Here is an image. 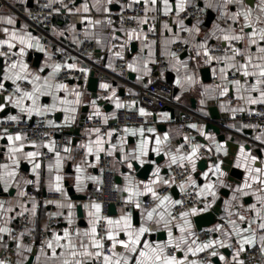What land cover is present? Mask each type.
Here are the masks:
<instances>
[{
    "label": "crops",
    "instance_id": "crops-1",
    "mask_svg": "<svg viewBox=\"0 0 264 264\" xmlns=\"http://www.w3.org/2000/svg\"><path fill=\"white\" fill-rule=\"evenodd\" d=\"M5 1L7 5L0 1V17L11 16L15 21V24L8 25L5 22L0 21V29L9 27L10 29L15 28L17 31L30 32L32 36L39 39L40 44L44 48L43 52L39 51L36 48L28 50L25 60L28 63L30 70L38 71L41 66H44L46 64L52 65L58 63L53 59V54L55 51L67 53L70 55V60L68 63H75L77 66L76 69L70 71H79L80 68L88 69L87 80L82 85L78 82L64 83L68 85L69 91L75 88L76 90L81 92L80 104L77 106L75 120L65 123L64 112L59 110L50 112L46 116H50L52 118L51 121H54L55 125L67 128L68 132H70L71 130H76L83 119L89 118L90 116H95L93 115V113L97 108L101 113L99 117H101L104 122L105 117H107V123L113 124L117 111L121 109L116 107L117 99L121 104L124 105V107L122 108H129L138 112L139 114V109L142 107L136 102L131 101L130 99L134 96H137L140 92V89L146 86L149 77L156 72L157 61L160 57H164L167 60V70L162 75V77L165 81H167V75H171V77L173 78L172 85L175 88V94L174 106L168 107L174 110V119L172 118V113L168 108L161 111L156 116H153L151 113L146 111L147 113H149V115H140L146 122L145 126L127 127L128 129H145L144 138H147L149 140V144L147 146V155L141 157L143 163H141L140 160L131 161L132 164L138 163L141 167H143L145 164H153V170L151 171L149 177L145 180L138 178L133 168L128 169V160L124 159L125 156L130 158L133 154H139L138 145L141 142V136L138 132L136 135H132L130 132H124L122 136L112 135V137L109 138L107 135L102 134L100 131V135L104 137L106 143L104 145L105 151L100 153L99 161L95 159V154L89 155L86 152V149L81 147V145L87 144L89 140L96 139V133L92 131V129L95 128L82 127L80 129V135L78 138H74L72 136L71 143L67 147L70 149L69 152H65L64 150H62L56 142L54 144L55 150L53 152H50L46 147L42 146L47 143L37 144L41 146L33 148L31 144H27L26 141H24L25 152L38 151L40 153V155L35 158V162L40 164V168L37 169L36 172H33L32 163H29L28 160L21 158L16 182L19 187L14 184L9 188L8 192L3 191L4 195H0V201L4 202V207L2 210H0V227L9 229L8 232H0V259L4 260V251L2 245L8 244L13 257L9 262H6V264H18V262L19 264H26L32 255H34L33 264H62L64 259L71 260L72 258L67 256L66 250L60 248H56L57 255L56 257H52L51 249L47 248V243L42 247L38 244L29 245L22 239L17 242H9L10 236L13 232V228L17 220L22 215L28 212L32 215L33 218L32 227L36 230H39L45 227L46 222L50 218L54 217L59 219L61 222V230L57 234L62 236L63 230L65 228H69V230L73 233L72 239L75 243L79 244L80 241L88 243V238L83 236V232L85 230H88L91 225L89 224L90 218L88 216V210L85 209L83 205L93 202L88 199V194L91 192V190H93L100 184H96L91 180L85 179L82 183V190L78 191L76 187L75 177L80 173H77L76 171L77 166H80L84 169L82 175L97 176L102 181V173L99 168L100 161L104 156L110 157L111 167L115 173L117 189H119L118 191L123 202L124 197L127 195V193L122 191V189L127 184L125 176H131L134 183H148L150 180L155 178L154 172L156 168H159L160 177L171 181L170 168L177 165L171 164V154L176 153V149L185 142L183 140V137H179L176 134L178 124L181 122L182 116L184 114L192 115L194 117V122L191 124H196L198 128H189L196 135L198 143L203 145L198 153L199 158L196 161V171L193 172L192 175V178L196 181L197 185L202 187L204 183L208 182L204 179L203 173L208 171L209 167L218 159L213 141L207 138L213 137L216 142H219L218 137L211 131L207 132L205 127L206 120L209 118L208 109L210 107H215L217 108L219 115L225 121V126L233 130L235 133L234 136L232 134L225 133L227 141L235 137V146H233L231 149L227 148V156L223 155L222 153L219 154V159L223 160L222 167L227 172V176L224 178L225 183L231 185V187H221L220 185H217V196L214 202L212 200V197L210 196L207 198L199 196V188L196 187L197 197L202 202V207L200 209H202L206 203H210L211 207L207 211H201L198 214L189 216L187 218L191 221L192 225L190 230L192 233L191 235H189L188 233L182 234L179 231V228L175 227L176 224L183 223L178 214L176 216V219L172 221L173 238L178 239L181 235H184L187 240V245H182L184 251L176 250L175 255L180 259L184 258V254L187 251L188 246L195 248L197 245L205 243L209 240H223L225 244L230 243L233 245L232 247L221 248L219 247V245H216L214 249L218 252V254L225 256L226 260L230 264L231 257L236 249V237L234 235L231 237L225 236V232L231 231V226L229 225L228 221L230 219L236 220L239 224L240 222L235 215L236 213L243 214L249 219H253L255 218V213L254 211L249 210V206L252 204H256V206L259 208L260 205L256 201L255 195L241 197L239 196V194H237L238 199L235 201L232 200V189L235 188L237 184L228 181V170L235 169L241 172L242 180L240 181V183H242L245 175L244 171L243 169H238L235 167V159L239 154V146L241 144L245 146L246 150H251L252 154L258 156L260 160H264V144H261L260 141L255 139V137L257 136H264V132H259L256 129L248 127L236 120V117L238 115L251 112L259 106H264V104H249L247 102V97L249 95H252L253 97L258 96V93H249L247 91H244L243 87L239 92H237L236 86L231 83V81H233V78H236L235 80H240L242 86H247L254 83L255 78H244L241 76V74L235 73L234 70L229 69L226 72L227 79H221L220 68L225 67V62L222 59L219 61L213 59L210 62H206V58L203 55V49L199 47L200 44H205L206 47L210 50V54L218 47L221 49H230L229 45L226 42L222 41L221 39H217V37L221 36L222 34L218 30L214 29L213 25H219L220 28L226 29L231 24V21L219 19L218 17L220 14L218 11L206 9L204 10L206 13L205 19L198 25L197 23L183 20L185 27L191 28L193 27V25H197L200 28V32L198 35L195 33L190 35L186 31H184L179 24L181 16L185 12L177 15L176 12L173 11L170 14H175L177 17L167 22L161 23L155 32L154 39L148 38L150 29L146 24L141 23V21L145 19L141 18L139 20L138 26L134 29L136 30V33L139 34L140 39L133 38L129 40L127 34L132 30H125L119 27L117 24L118 13L121 10L139 4L143 6L144 9L147 8V11H145L149 13H162V11H153V6H145L142 2L136 3L135 0H111L110 4L107 3V0H100L99 4H97V0H78L75 4L66 6L61 11V13L58 14L55 20L54 27L50 31V37L44 39L41 33L34 32L30 28L28 22L21 18L18 14V12L26 13L28 10L33 8L40 0ZM49 1L53 3H64L66 0ZM207 2L208 0H202L201 7L204 8L205 3ZM213 2L215 3V0H213ZM255 2H258V0H255ZM84 4H87L89 7V11L87 13L83 11L82 6ZM155 7L162 8V4H160L159 0L158 4ZM77 8H79L80 11H77ZM105 8H107L108 11H105ZM208 14L213 15V19L211 21H207ZM74 18H79V22H74ZM88 20L93 21V23L89 24ZM95 21H100V23L96 24L94 23ZM109 21H111V23H109ZM165 24L168 25V28H170L171 31L164 27ZM232 26L236 27V25ZM214 31L215 35H212ZM79 35H83L84 38L93 42L97 48L95 54L90 57L88 62L81 60L77 55L79 48ZM0 38H4V34L2 31H0ZM97 41H99V43ZM185 41H187V43H185ZM33 43H35V41H33ZM118 43H121L123 45V47L120 48V56H117L115 52V47ZM179 44L184 45L186 50L181 55L176 54V56L173 57L171 53L175 52L174 48ZM133 45L135 46L134 52L132 51ZM232 46L243 47V45L236 43H234ZM251 51L255 54L256 50L254 46L252 47ZM197 52H200V55H197ZM35 54H41L42 58H36ZM224 56L225 55H214L213 57L222 58ZM120 59H125L127 61V67L129 63L135 62L138 70L133 72L128 68V73L126 75L121 74L116 69L117 62ZM178 60L185 62L187 64V67L185 68L183 64L178 62ZM236 61L240 62L241 57H236ZM145 63L147 67H144ZM4 67L5 64H3L2 70L4 69ZM204 68H209L210 70L211 81L209 82H205L203 79L201 70ZM91 71H95V77L99 79L98 95L102 96V100L108 103L109 106H111V109L108 111H106L98 104H96L95 107H93V105L91 104V101L93 100L92 94L87 90V82ZM49 72H51V68L46 67L45 71L41 73V75H47ZM59 74H57L55 77V81L57 83H61L57 80ZM129 75L134 76V81L124 82L125 79H128ZM186 76H192L193 82H188L185 79ZM178 78L180 79L179 85L176 83V80ZM7 83H10L12 85L11 81H6L5 84ZM102 83L109 84L110 88L102 89L100 87ZM114 83H116V85H114ZM224 87H227L229 91L225 95H220V92ZM113 90L115 91V96L112 95ZM120 90H125L124 97L120 96ZM59 95L63 96L64 93L61 92L59 93ZM177 96L179 97V99H176ZM240 96H243L244 99H240ZM69 99H72V97L70 96ZM193 100L195 101L196 109H193L192 107ZM201 101H203V103H201ZM4 103L7 104V101H4ZM26 103L30 102L26 101ZM41 103L51 104L52 99L51 97H42ZM6 108H9L11 110V112L3 117L6 119L9 115H20V118L28 121H32L37 117H40L33 114L29 118L26 114H20L18 109L14 108L11 104H7ZM240 109H243V111H241ZM12 110H15V113L12 112ZM1 113L2 112H0V114ZM148 128L155 129V132L149 133L147 131ZM198 129H202L205 135L202 136ZM245 132H251V134H244ZM164 133L168 134L169 140L159 145V153H157L156 151H154V149L157 148V145L155 144V137L160 136L161 138H163ZM186 136L189 137V141L194 138L193 135ZM3 137H5V133H0V150L4 151L0 154V163H10V161L7 159V144L2 145V141L6 140V138ZM121 137H123L122 145L120 143ZM219 143H224L226 145L225 142ZM110 144L117 145V149L113 152L112 155H108ZM121 146L123 147V152L120 151ZM208 148H212L213 150L208 151ZM202 150H206L209 153L211 159L202 156ZM257 151L261 152V156L258 155ZM56 152H59L61 158V167L59 173H57L55 167ZM180 152L185 151L183 150V148H181ZM46 153H50L52 155L50 160H45ZM151 157H163V160L160 164H156L154 161H150ZM203 159L208 160V167L205 171L199 172V164ZM49 165H52L51 171L49 170ZM57 174L63 176V180L61 183L66 195L57 193L54 190V187L50 188V185H54V178ZM197 174H199L198 177L196 176ZM208 180H215V177H213L211 173H209ZM26 181H32V183H26ZM182 184L184 185V189L190 186L188 181ZM180 185L177 188L181 192ZM167 186L168 185H164L163 183L157 184L156 190L160 194V192H162V190H164ZM174 187L175 186H173V188ZM255 187L256 186L254 185L253 191L255 190ZM1 188L3 190V184H1ZM70 190L74 191L75 196H84L85 200H74L73 196L70 194ZM223 190L229 191V196L227 198H223V196L221 195ZM29 191L36 192L39 195V199L31 200L26 204L22 203L21 197L24 195H18V193H27ZM49 194H57L59 196V199L54 202H49L46 200V196ZM167 195L170 196L172 200H179V196L175 197L172 192ZM220 199H223V203L221 207V214L218 217L217 222L209 228L198 231L194 223V218L198 215L209 212ZM146 201H152L154 203L152 207H155L156 203H158L157 201H154L150 195L142 196L140 197L141 208H135L134 205L126 204L124 202L126 205L125 208H117L116 214H109L108 217L116 219L125 213H131L133 226L139 227L142 223H145L146 209L152 208H146L144 206ZM226 201H228V203H225ZM57 202L64 204L65 206L62 208H58ZM68 203L73 204L74 207L68 208ZM33 204L36 205L35 211L32 210ZM241 205H243V207H241ZM173 206L174 205H171L168 208V211L171 213ZM78 208H81V217L79 216ZM9 209L11 210L9 211ZM158 211H162V209H159ZM69 212L72 213V224L68 223ZM229 213H232V215L230 216ZM156 219L157 218L154 216L153 220L148 221L146 224V226L149 228L151 226H154L157 229L156 232L151 231L150 233L145 234L144 237V239L148 240L153 245L163 244L168 240L167 230L165 229L163 223H156ZM258 223L259 221H257V224ZM218 226L219 231H217ZM246 226V224H241V227ZM253 227L256 228L257 225H253ZM77 229L81 233L80 236L75 235V230ZM259 231L260 230H257L256 247H259ZM162 232L166 235V239L164 241L151 240V235ZM121 238H124L123 234H121ZM48 241H53V244L55 245L54 237H52ZM192 241H196V244H193ZM61 243H66V241H61ZM17 244L20 245L19 248L17 247ZM42 248L43 252H41ZM169 248L166 249V252H168ZM117 250L122 251V249L119 248ZM212 250L213 249L205 250L204 252L198 253L196 256L188 253L187 259L188 261L197 260L198 262H200V264H226V261H221L219 259V256L212 257L211 255V260L205 263L202 260V256L205 253L210 254ZM62 251L65 252L64 256L60 255ZM37 257H39V260H37ZM240 258L245 261V253H241ZM258 264H264V254H262V258Z\"/></svg>",
    "mask_w": 264,
    "mask_h": 264
},
{
    "label": "snow or ice",
    "instance_id": "snow-or-ice-1",
    "mask_svg": "<svg viewBox=\"0 0 264 264\" xmlns=\"http://www.w3.org/2000/svg\"><path fill=\"white\" fill-rule=\"evenodd\" d=\"M136 3H143L145 6L151 5L153 11H162V13L167 16L173 11L177 15L186 12L187 8L192 5V0H159L162 4V8L155 7L158 4V0H135ZM100 3V0H97V4ZM107 3H111V0H107ZM95 6V5H94ZM194 6V5H192ZM66 7V6H65ZM83 11L87 13L89 7L87 4H84ZM206 9H212L219 12V19H224L226 21H231V24L228 28H220L219 25H213L214 29L218 30L222 35L218 36L217 39H221L226 42L231 50L232 55H225L224 57H213L210 54V50L206 47L205 44H200L199 47L203 49V55L206 58V62H210L213 59L223 60L225 62V67L220 68L221 79H227L226 72L231 69L235 73L241 74L242 77L255 78V82L242 86L240 80H233V83L236 86L237 92L244 88V91L249 93L257 92L258 96L253 97L249 95L247 97V102L249 104H264V0H208L205 3L203 9H198L199 11H204ZM80 11L79 8L76 9ZM108 11L107 8L104 9ZM147 11V8L145 9ZM87 19V18H85ZM0 21L5 22L8 25H14L15 21L11 16L0 17ZM148 21L145 18L141 21L142 24H146ZM89 24H92L93 21L88 20ZM94 23L99 24L100 21H95ZM111 23V21H109ZM200 21H197V25ZM181 28L192 35L193 33L199 34L200 28L197 25L188 28L184 26V22L181 19L179 21ZM232 25H236L233 27ZM164 27L171 31L168 28V25L165 24ZM152 29H150L151 31ZM3 32L4 38H0V58L4 59L5 67L3 69L2 75H0V93H7V87L5 85L6 81H11L14 86L13 92L6 96L0 97V112H3L7 104H11L14 108L18 109L20 114H26L29 118L35 114L37 116H46L50 112L62 111L65 113L64 121L68 123L72 120H75V113L77 111V106L80 104L81 92L73 88L69 91L68 85L64 83H57L55 77L60 73L62 69L74 70L76 69L75 63H66L60 64L55 63L52 65H44L39 68L38 71L30 70L28 63L25 60V57L29 49L36 48L39 51L43 52L44 48L40 44L39 39L32 36L30 32L17 31L15 28L4 27L0 29ZM129 40L135 38L140 39L139 34L136 33V30L128 32ZM215 35V31L212 33ZM116 38V37H114ZM35 41V43H33ZM99 43V41H97ZM187 43V41H185ZM234 43L241 44L243 47L232 46ZM255 47V54L251 51L252 47ZM123 47V45H121ZM117 56H120V53H116ZM173 57L176 56V53H171ZM197 55H200V52H197ZM241 57V61L237 62L236 57ZM123 58V57H121ZM135 59V58H134ZM258 61V62H254ZM186 68L187 64L183 61H179ZM46 67L51 68V72L47 75H41L45 71ZM144 67H147L146 63ZM128 68L135 72L137 71V65L135 62L128 64ZM79 71L87 73L88 69L80 68ZM185 79L188 82H193L192 76H186ZM176 83L180 84V79L176 80ZM102 89H109L110 85L107 83H102L100 85ZM229 89L224 87L220 95H225ZM63 92L64 95L61 96L59 93ZM112 95L115 96V91L113 90ZM72 99H69V97ZM42 97H51V104L41 103ZM244 99L243 96L239 97ZM176 99H179L177 96ZM7 101V104L2 102ZM26 101L30 103H26ZM203 103V101H201ZM91 104L93 107L96 106V100H92ZM116 107L122 108L123 104L116 100ZM243 111V109H240ZM235 111V110H233ZM139 114L141 116H147L149 113L146 112L144 108L139 109ZM95 116H100L101 113L97 108L93 113ZM91 119V117H89ZM20 115H9L7 116V121L10 122H19ZM105 122H107V117H105ZM50 126L55 125L54 121H48ZM190 128L197 129L196 124L189 125ZM200 134L205 135L202 129H198ZM96 133L95 140H89L87 144L81 145V147L86 149V152L89 155L95 154V159L100 160V153L105 151L104 145L106 143L103 136L100 135V129H92ZM125 133H131L136 135L137 132L141 136V142L138 145V155L133 154L131 157L125 156L124 159L128 160L127 168L132 169L133 164L132 160H141V157L147 155V146L149 140L144 138L145 129H128L123 130ZM149 133L155 132V129L148 128ZM5 137L7 140V159L10 163H0V184L4 185L3 191L8 192L9 188L16 184L18 176V168L20 165L21 158L28 160L29 163H32V171L36 172L40 168V164L35 162V158L40 155L38 151H28L25 152V143L27 137L19 132L17 133H8V130L4 129ZM106 135L111 138L113 135L112 131L106 133ZM213 141L215 146V152L217 154V161L214 162L208 169V171L203 173V177L206 183L202 187L197 185L196 181L192 178L191 175L188 176L187 181L190 186L198 187V195L204 198L212 197L213 202L216 199L217 185L221 187H231L225 183V177L227 172L223 169V160L219 159V154L225 156L228 155L227 147L224 143L216 142L213 137H207ZM256 140L260 141L261 144H264V136L255 137ZM169 140L167 133H164L163 138L160 136L155 137V144L157 148L154 149L159 153V145ZM183 140L189 142V137L184 136ZM110 143V140H109ZM121 145L123 144V137L120 141ZM55 142L51 141L47 144L42 145L46 147L50 152L55 150ZM31 146L33 148L40 147L35 142H32ZM184 145L181 144L177 149L176 153L171 154V164H177L181 168H184L187 164L190 166V171H196V161L199 158L198 153L203 145L199 143H189V150L187 152H180V149ZM117 149L116 144H110L108 149V155H112L113 152ZM212 148H208V151H212ZM65 152H69V148L64 149ZM120 151L123 152V147H120ZM178 153V154H177ZM56 156V170L59 173L61 167V158L59 152L55 153ZM91 166V165H90ZM235 167L238 169H243L244 178L242 183H239L232 189V200L235 201L239 196H249L255 195L256 201L259 203L260 207L258 208L256 204L249 206L250 211H254L255 218L249 219L247 216L236 213L239 224L236 220H229L228 223L231 226L230 232H225V236L236 237V249L234 254L231 257L230 264H245V261L240 258L241 253L247 252L251 248L257 246V230L264 232V160L256 155H253L251 150H246L245 146L241 144L239 146V154L235 159ZM52 165H49V170L51 171ZM78 174L75 177L77 190H82V183L85 179L91 180L96 184H101L102 181L97 176H84L82 175L84 169L80 166L76 168ZM160 169L156 168L154 172V179L150 180L148 183H134L131 176H125L127 181L126 186L122 189L123 192L127 193L124 197V202L126 204H132L135 208H141L140 197L150 195L154 201H157L155 207L151 209H146V218L145 223H142L139 227H134L132 223L131 213H125L116 219L110 217L101 216L102 205L100 203L92 202L90 204H85L83 207L88 210L89 224L91 227L88 230L83 232V236L88 238V243L80 241L79 244L75 243L72 239L73 233L69 228L63 230V235L54 234V241L47 242V248L51 249L52 257H56V248L64 249L67 252V256L72 259H64L62 264H200L197 260L188 261V253H191L193 256H196L200 252L205 250L213 249L210 252L212 257L219 256L221 261H226V264L229 262L226 260V257L218 254L215 251L216 245H219L221 248L232 247V244H225L223 240H209L205 243L197 245L195 248L188 246L187 251L184 254V258L180 259L176 255L166 252L167 248H172L173 250L184 251L182 245H187V240L184 235H181L178 239L173 238V227L172 221L176 219L171 212L168 211V208L171 205H182V200H172L170 196L164 195L161 196L157 190L156 185L163 183L164 185H169L174 182L168 179H163L159 175ZM209 173L215 180H208ZM54 185H50V188L54 187V190L61 195H66L63 187L62 180L63 176L57 174L55 176ZM26 183H32V181H26ZM254 185L255 190L253 191ZM181 191L184 190V185H180ZM100 189L98 188L97 191ZM119 190V189H117ZM26 193L19 192L18 195H25ZM225 203H228L226 201ZM64 204L57 202V207L62 208ZM4 207V202L0 201V210ZM68 208L74 207L73 204L68 203ZM211 207L210 203H206L202 209L191 208L187 211H181L179 213L180 219L183 221L182 224H176L175 227L179 228V231L183 233H188L191 235V221L187 219L189 216H194L201 211H207ZM243 207V205H241ZM36 205L33 204L32 210L35 211ZM162 209V211H158ZM11 209H9L10 211ZM68 223L72 224L71 216L72 213L69 212ZM231 216L232 213H229ZM154 216L157 218L156 223H163L165 229L168 233V240L163 244L153 245L148 240L144 239L145 234L150 233L151 229L146 226L148 221H152ZM104 221L106 228L104 235L101 236L97 230V225ZM257 221L259 223L257 224ZM241 224H246V227H241ZM253 225H257L256 228ZM9 229L0 227V232H8ZM219 231V226L217 227ZM123 234L124 238H121ZM75 235L80 236L81 233L77 229L75 230ZM61 241H66V243H61ZM107 242V246H106ZM193 244H196V241H192ZM247 246V247H246ZM19 248L20 245L17 244ZM122 249L118 251L117 249ZM79 249V250H78ZM30 251V249H29ZM259 251L264 254V235L259 237ZM43 252V248L41 249ZM61 256L65 255V252L60 253ZM39 260V257H37ZM0 264H6V262L0 259ZM19 264V262H18Z\"/></svg>",
    "mask_w": 264,
    "mask_h": 264
},
{
    "label": "built area",
    "instance_id": "built-area-1",
    "mask_svg": "<svg viewBox=\"0 0 264 264\" xmlns=\"http://www.w3.org/2000/svg\"><path fill=\"white\" fill-rule=\"evenodd\" d=\"M2 3L7 5L5 0H0ZM78 0H66L64 3H53L49 0H40L37 4L28 10L26 13L18 12L19 16L26 20L30 25V28L37 33H41L44 39L50 37V31L53 29L56 17L65 6H71L75 4ZM202 0H193L194 6H190L186 12L181 16L184 21H190L197 23L203 21L206 17L205 11H199L198 9H203L201 7ZM175 14H170L165 16L162 13H149L146 12L143 6L137 4L132 7L125 8L118 13L117 24L119 27L125 30L135 29L141 18L147 19V27L152 29L148 35L149 39L155 38V32L158 26L169 20L176 18ZM74 22L78 23L79 18H74ZM79 48L78 57L88 62L90 57H92L96 52V46L93 42L84 38L83 35L78 36ZM121 43H118L115 47V52H120ZM237 47V46H236ZM185 46L179 44L175 46L174 51L177 55H181L185 52ZM211 55H232L230 49L216 48L211 52ZM53 59L60 63L66 64L70 60V55L63 52H54ZM117 71L121 74L128 73L127 61L125 59H120L117 62ZM167 70V60L164 57H160L157 61L156 72L152 74L147 80L145 87L140 89L137 96L132 97L130 100L136 102L146 111L156 116L161 111L165 110L170 106H174V94L175 88L172 84L165 81L162 75ZM236 78H233L235 80ZM57 80L61 83H66L70 81L75 82H85L87 80V73L81 71H70L63 69L58 75ZM14 86L7 89V93H3L5 96L13 92ZM84 121V127L86 128H99L102 134L109 131L113 132L115 136H122L124 134V129L127 127H143L145 126V120L138 114V112L131 110L129 108H121L117 111L116 117L113 124L104 122L99 116H90ZM52 118L50 116H40L33 121H28L20 118L19 122H10L6 118L0 117V133H4V129L8 130V133H21L27 137L26 143L36 144L48 143L51 141L56 142L62 150L68 147L71 143L72 136L68 135V129L62 126H50L48 121ZM236 120L243 123L244 125L254 128L259 132H264V106H259L244 114H240L236 117ZM194 122V117L192 115H183L181 122L178 124L176 129V134L179 137H184L186 135H193L194 138L189 142H184L183 150L187 152L189 150V143H198L196 135L189 128V125ZM201 155L211 159L209 153L206 150L201 151ZM52 155L50 153L45 154V160H50ZM100 171L102 173V183L96 188L91 190L88 194V199L100 203L101 216L108 217L109 207L111 205L116 208H125L126 205L121 199L120 193L117 190L115 173L111 167V159L108 156H104L100 161L99 165ZM171 181L174 180L170 185H168L162 192L161 196L167 195L172 191L173 186L178 187L180 184L187 181L189 175H193L190 171V166L187 164L184 168L179 165L172 166L170 168ZM100 189L97 191V189ZM196 187L188 186L179 194V200L183 201L182 205H174L172 208L173 216H177L181 211H187L195 207L200 209L202 207V202L197 197ZM39 199V195L34 191L27 192L21 197L22 203H28L31 200ZM59 199L57 194H49L46 196V200L49 202H54ZM209 202V201H208ZM152 201H146L144 206L150 208L153 206ZM33 218L30 213H25L16 222L13 232L10 236L9 242H17L19 240H24L29 245H40L44 246L49 239L54 237L61 230V222L57 218H50L44 228L36 230L32 227ZM106 225L103 220L97 225V230L101 236L104 235ZM152 232H156L154 226L150 227ZM259 235H264V232L259 231ZM107 246V242H106ZM4 251V261L9 262L12 259V253L8 244L2 245ZM168 253L176 254V250L172 248L168 249ZM262 258V253L259 251V247L252 248L245 252V262L246 264H258ZM202 260L207 263L211 260L209 253H205L202 256Z\"/></svg>",
    "mask_w": 264,
    "mask_h": 264
},
{
    "label": "water",
    "instance_id": "water-1",
    "mask_svg": "<svg viewBox=\"0 0 264 264\" xmlns=\"http://www.w3.org/2000/svg\"><path fill=\"white\" fill-rule=\"evenodd\" d=\"M213 19V15L208 14L207 15V21H211ZM132 51H135V46H132ZM36 58H42L41 54H35ZM3 64H4V59L0 58V75H2V68H3ZM201 73L203 75V79L205 82H209L211 81V76H210V70L209 68H204L201 70ZM96 72L95 71H91L88 82H87V90L92 94V98L93 100H96V104H98L99 106L103 107L106 111L111 109V106H109L108 103H106L105 101L102 100V96L98 95V85H99V79L95 77ZM119 79V78H118ZM167 82L172 84L173 83V78L171 77L170 74L167 75ZM120 80V79H119ZM134 81V76L133 75H129L128 79L124 82H132ZM72 83H76L75 81H70ZM79 84H83V82H78ZM7 89H10L12 87V85L10 83L5 84ZM114 85H116V83H114ZM120 96L124 97L125 94V90H120ZM5 96L4 94L0 93V97ZM4 102V101H2ZM192 107L193 109H196V104L195 101H192ZM170 112L172 113V118L174 119V110H172L171 108ZM9 112H11V110L9 108H6V110H4L1 114L0 117H5ZM12 112L15 113V110H12ZM208 113H209V118L206 120V131L209 132H213L217 137H218V141L219 142H225L227 148L231 149L233 146H235V137L231 138L229 141H227L226 138V134L225 133H229L232 134L233 136L235 135L234 131L227 128L225 126V121L223 120V118L219 115L217 108L215 107H210L208 109ZM86 119V118H85ZM85 119L82 120V122L80 123L79 127L76 130H71L70 132H68V135L73 136L74 138H78L79 137V133H80V129L82 127H84V121ZM33 121V120H32ZM244 134L250 135L251 132H245ZM7 144V140H3L2 141V145H6ZM3 150H0V154L3 153ZM258 155L261 156V152L257 151ZM163 160V157H159V158H150V161H154L156 164H160ZM208 160L207 159H203L200 164H199V172H203L207 169L208 167ZM153 164H145L143 167H141L138 163H133V169L136 172V176L140 179H147L151 173V171L153 170ZM228 170V169H227ZM229 172V179L228 181L234 184H238L240 183V181L242 180V173L239 172L238 170L235 169H230L228 170ZM199 174H197L196 176L198 177ZM175 197H178L180 194V191L178 190L177 187H174L171 191ZM11 193V192H10ZM70 194L73 196L74 200L79 201V200H85L84 196H75V193L73 190H70ZM0 195H4L3 194V190L1 188V184H0ZM221 195L223 196V198H227L229 196V191L228 190H223ZM222 203H223V199H220L216 205L209 211L206 213H203L201 215H198L194 218V223L195 226L197 228L198 231H202L205 228H209L211 226H213L216 222L218 217L221 214V207H222ZM79 211V216L81 217V208H78ZM117 208L113 205H111L109 207V214H116ZM151 240H158V241H164L166 239V235L165 233H157V234H153L151 235ZM227 254V253H226ZM228 255V254H227ZM34 261V255L31 256V258L28 260V262L26 264H33Z\"/></svg>",
    "mask_w": 264,
    "mask_h": 264
}]
</instances>
